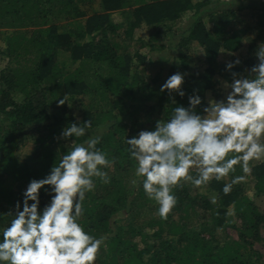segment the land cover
<instances>
[{"label": "trees", "instance_id": "1", "mask_svg": "<svg viewBox=\"0 0 264 264\" xmlns=\"http://www.w3.org/2000/svg\"><path fill=\"white\" fill-rule=\"evenodd\" d=\"M82 1L0 0V31L13 29L5 37L8 62L0 70V174H5L0 177V206L3 202L10 205L14 188L15 197L20 200L28 180L43 177L67 150L71 139L84 140V137L56 140L57 147L51 150V140L68 123L66 105L59 112H52L57 100L63 97L74 102L72 108L80 115L81 122L91 121L92 127L85 134L99 135L97 147L114 161L104 169L110 177L109 183L94 178L95 189L85 194L83 213L78 220L85 231L105 237L96 264H264L260 253L252 249L259 226L264 225V208L260 211L245 195L246 185L242 181L234 183L227 194L221 190L233 177L245 175L240 165L229 173L228 181L212 179L203 189L190 182H180L173 189L176 206L167 219H161L139 180L136 185L131 183L135 161L129 158L124 142V136L131 137L141 129L151 130L158 119L167 120L175 106L173 100L187 106V97L195 93L201 96L196 111L202 113L207 103L206 92L219 98L222 78L229 80L231 72L241 73L256 63L254 52L258 44L264 45V2L98 0L99 12L92 11L84 21L70 22L68 28L59 30L57 21L77 19L88 13L89 8L80 6ZM126 7L131 17L114 23L109 17L111 11ZM243 10L248 13L238 16L237 12ZM185 15L186 25L181 32L172 34L173 23H180ZM253 18L256 23L251 26L248 20ZM206 19L213 24L212 28L206 27ZM141 25L148 30L147 38L135 36ZM169 33L176 38L171 46L176 63L171 62L168 69H160L153 75L135 72L138 65L150 60L140 53L141 49L160 51V57L167 60L165 55H169L167 48H171L172 42L163 50L167 44L162 41ZM242 41L247 43L249 56L232 69L226 70L222 61H212L184 77L183 97L174 91H160V85L169 75L190 68L194 46L203 47L212 58L220 50L234 53ZM62 52L68 54L72 67L59 63L58 54ZM18 93L21 96L17 99ZM86 94L97 98L82 99ZM40 130L43 134L36 137L30 160L19 161L14 149ZM250 166L254 192L264 197V162L250 161ZM190 173L197 174L195 168ZM209 195L215 196V204ZM48 198L42 188L40 207ZM229 207L239 219V226L230 222ZM196 208L201 212H195L188 222L187 213ZM182 211L186 213L181 214ZM207 213L211 216L210 225H207ZM175 214L179 215L180 224L174 220ZM11 216L0 208V227ZM195 217L201 221L197 228ZM146 226L154 227L149 235L152 241L148 247L138 249L127 237L143 236ZM228 226L236 228L238 238L230 239L224 234L220 243L213 231L224 232ZM170 233L177 238L167 237Z\"/></svg>", "mask_w": 264, "mask_h": 264}, {"label": "clouds", "instance_id": "2", "mask_svg": "<svg viewBox=\"0 0 264 264\" xmlns=\"http://www.w3.org/2000/svg\"><path fill=\"white\" fill-rule=\"evenodd\" d=\"M254 55L257 62L247 74L231 72L230 81H221L223 98H209L202 113L196 111L201 96L194 93L187 97V106L173 100L171 115L156 120L151 130L124 136L128 156L135 161L131 183L136 185L139 180L161 219H167L176 206L173 189L181 180L199 188L228 176L240 165L245 175L222 186L227 194L234 183L251 174L250 161L264 162V45L259 44ZM239 63L238 58L226 62L225 69ZM183 82V74L174 72L160 85V91H174L183 97ZM63 103V97L57 100L58 105ZM91 127L86 119L70 121L61 128L59 138L64 141L73 137L84 140L71 139L48 172L30 178L21 190L11 219L0 227V264H95L105 237L85 231L78 220L85 194L95 189L94 178L109 183L104 169L114 161L97 147L99 135L85 134ZM193 168L196 175L190 173ZM42 188L49 198L40 207ZM209 199L215 204V196Z\"/></svg>", "mask_w": 264, "mask_h": 264}, {"label": "rangeland", "instance_id": "3", "mask_svg": "<svg viewBox=\"0 0 264 264\" xmlns=\"http://www.w3.org/2000/svg\"><path fill=\"white\" fill-rule=\"evenodd\" d=\"M81 7L85 8H89V11L88 13L85 15V16H81V17H78L77 19H70V20H60V21H57V25H58V29L59 30H63L65 28H68L70 25L69 23L70 22H74V21H77V20H80V21H84V19L92 12V11H97L99 12V7H98V0H83L80 4ZM248 11L246 10H243V11H239L237 12V15L238 16H244L245 14H247ZM110 19H112V21L114 23H122L124 22L126 19L128 20L130 17H131V14H130V11L128 10V7L125 8V10H114V11H111L110 15H109ZM182 21L179 23V22H175L173 23V31H172V34L173 33H178V32H181V30L183 29V27L186 25L187 23V20H188V16L185 15L182 17L181 19ZM206 21V27L207 28H212L213 24L211 22H208L207 19L205 20ZM248 23L253 26L255 23H256V20L253 18V19H250L248 20ZM22 29V28H20ZM30 28H28L29 30ZM13 29H8V30H1L0 31V65H3L1 69L4 68V66L7 64L8 62V56L7 54L5 53V50H6V41H5V37H6V34H9ZM119 30H121V27H119ZM26 31V30H24ZM135 36L136 37H140V38H147L148 37V30L145 29L144 25H141V27H139L136 31H135ZM176 38L171 37V33L168 34V38L164 39L162 41V43H165L167 45H165L164 49L167 48L168 44L170 42H172L170 44V47L174 44V40ZM259 45V44H258ZM257 46V44H256ZM173 47H171L170 49H168L167 53L169 55H165V57H168L166 61H164L163 58L160 57L161 55V52L160 51H151V52H147L146 50L144 49H141L140 50V53L143 54V55H146V57L149 60V62H145L141 65H138L137 66V73H140V74H145L146 76L148 75H153V73H155L156 71L160 70V69H168L167 67L170 66V63L171 62H174L176 63V60L174 59L173 60V52H174V49H172ZM171 54V56H170ZM192 58H193V61L190 65V68L188 70H185V71H182L180 72L181 74H183L184 77L188 78L189 75L191 76L195 71H200L202 70L206 65H208L210 62L212 61H216L218 60L219 62H229L231 59L235 60V59H239L240 61H242L243 59L247 58L249 56V52L247 51V43L246 41H242V45L241 47H239L234 53H228V52H225L223 50H220L218 51L212 58L211 56L209 55H206V52L204 50L203 47H199V46H194L192 48ZM170 56V57H169ZM58 61L59 63H61V65L63 66H67V67H72V65H69V57H68V54L62 52V53H59L58 54ZM248 68H246L245 70H243V72H241V74H246V70ZM223 80H227L226 78H222L221 81ZM231 80V77L229 78V81ZM219 98H217L216 96H214L212 93H210L209 91L205 93V98L206 100H208L209 98H215V99H222L224 94H225V90L222 88V85H221V82L219 83ZM64 93V92H63ZM66 95V93H64ZM18 98H20L21 94L18 93ZM92 94H86L84 95V97H82V99L84 100H94L95 98H92ZM96 100V99H95ZM94 102V101H92ZM62 105H66V110H67V115H66V118L67 119V122H81V118H80V115L78 114V112L76 111V109L72 108L73 105H74V102L69 101V100H66L65 99V103L61 104V105H56V106H53V109H52V112L54 113H57L61 110V106ZM105 107H108V108H112L111 105H106ZM72 109V110H71ZM116 110V109H115ZM71 115H74L72 116L71 118H69ZM42 131H38L37 134H31L28 138V140L26 141V143L22 146H19L17 148L14 149V152L15 154L17 155V158L19 161H29V157H30V154L31 152L34 150V148L36 147V144H37V140H36V137H40L42 135ZM56 140H62V138H59V135H57L53 140H51V145L53 144V147L51 146V150H53L54 148L57 147L54 146ZM47 148V147H46ZM50 149V148H49ZM254 162V160H253ZM29 163V162H28ZM1 169V167H0ZM5 177V174H0V177ZM229 180V175L226 176V177H223L222 179H220V181H228ZM181 182H187V181H184V180H181ZM244 183V185H246V191H245V195L247 197H249L250 200L253 201V203L259 207L260 211L264 208V197L263 196H257L256 193L254 192V189H253V183H254V179H253V176H252V171H251V174L249 175H246L245 176V179L242 181ZM209 183L205 184V185H201L199 188H206L208 186ZM25 187V186H24ZM23 187V188H24ZM190 189H191V186H189ZM194 187L191 189L193 190ZM190 190V192H191ZM17 193V191L15 190L14 188V191H13V195H12V199L10 200L11 203L10 205L9 204H6L5 202L1 203V210L3 212H6V213H9L11 214L10 212L11 211H14L15 208H14V204L15 202L19 201L17 199V196L15 197V194ZM210 196H213V195H209ZM192 210H190L188 213H187V219H189V217H193V215H195L194 213L197 212L198 214L201 212V209H195L194 212H191ZM228 218L230 220V222L232 223H236V225H240L239 224V219L236 217H234L232 215V208L229 207L228 208ZM186 211H182L181 214H185ZM132 212H130L129 215H131ZM183 216V215H182ZM179 215L175 214V217H174V220L176 222H178V224H180L179 222V219H178ZM206 218H207V225H210V222H211V216L207 213L206 214ZM186 219V217H185ZM195 219V221H193L195 224L194 226L197 228V225L200 224V220L198 219V217H195L193 218ZM190 221V219L188 220V222ZM192 222V223H193ZM154 227L153 226H146L143 230V233L144 235H140V234H131L130 236L127 237V240L131 241L132 244H136L137 245V248L140 249V248H143V247H148L149 244L151 243L152 239L150 238V233H152ZM216 231V232H215ZM213 232L216 233V237L217 239L219 240L220 243H222L223 241V238H224V234H227L228 237H230V239H237L238 236H237V230L236 228L232 227V226H228L224 229V232H223V229H216L214 230ZM207 234V232H206ZM209 237V235H207ZM167 237H172L173 239H176L177 236L170 233L169 236ZM252 249L258 251L260 253V260L262 262H264V225H261L259 226V229H258V238L257 239H254L253 240V243H252ZM98 262V261H97ZM96 264V263H95Z\"/></svg>", "mask_w": 264, "mask_h": 264}, {"label": "built area", "instance_id": "4", "mask_svg": "<svg viewBox=\"0 0 264 264\" xmlns=\"http://www.w3.org/2000/svg\"><path fill=\"white\" fill-rule=\"evenodd\" d=\"M258 1L264 2V0H258Z\"/></svg>", "mask_w": 264, "mask_h": 264}]
</instances>
